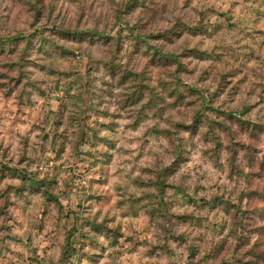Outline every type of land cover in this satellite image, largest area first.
Instances as JSON below:
<instances>
[{
	"label": "rangeland",
	"instance_id": "1",
	"mask_svg": "<svg viewBox=\"0 0 264 264\" xmlns=\"http://www.w3.org/2000/svg\"><path fill=\"white\" fill-rule=\"evenodd\" d=\"M0 264H264V0H0Z\"/></svg>",
	"mask_w": 264,
	"mask_h": 264
},
{
	"label": "trees",
	"instance_id": "2",
	"mask_svg": "<svg viewBox=\"0 0 264 264\" xmlns=\"http://www.w3.org/2000/svg\"><path fill=\"white\" fill-rule=\"evenodd\" d=\"M35 184V183H34Z\"/></svg>",
	"mask_w": 264,
	"mask_h": 264
}]
</instances>
